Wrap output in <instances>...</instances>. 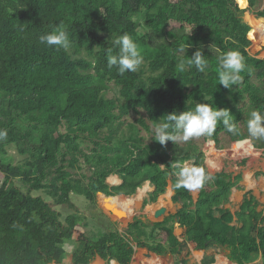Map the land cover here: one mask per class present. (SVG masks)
<instances>
[{
  "label": "trees",
  "instance_id": "obj_1",
  "mask_svg": "<svg viewBox=\"0 0 264 264\" xmlns=\"http://www.w3.org/2000/svg\"><path fill=\"white\" fill-rule=\"evenodd\" d=\"M258 1L0 0V129L7 130L0 140V264H63L65 242L74 243L71 264H90L95 257L130 264L135 248L164 256L179 255L186 245L202 250L212 244L228 248L229 260L237 264L249 263L252 254H260L264 264L260 204L246 192L238 211L225 207L231 190H242V177L224 171L210 175L193 203L188 189L175 187L176 173L188 161L204 168L203 152L191 142L161 146L152 138L146 144L140 135L173 111L207 103L228 109L238 134L218 122L206 139L218 144L224 133L238 148V141L249 138L248 114L264 112V59L248 49L251 40H260L264 22L250 29L241 17L245 7L264 19ZM60 23L67 26L72 47L39 44L38 36ZM124 33L141 49L148 75L138 69L121 76L107 66L112 39ZM187 43L188 57L201 48L209 59L205 73L194 67L178 70L179 59L186 57L176 53ZM229 50L240 52L246 69L239 85L224 89L218 84L216 58ZM112 86L118 94L107 97ZM240 102L245 107H238ZM130 113L137 115L133 122L125 119ZM84 143L91 146L88 151ZM252 145L264 150V139ZM11 147L22 163L12 164ZM235 152L240 155L243 149ZM80 159L90 175L73 178L68 169ZM110 176L120 184L109 186ZM145 182L154 190L142 210L166 191L174 192L171 201L181 207L160 222L143 221V213L134 216L126 229L97 239L86 237L80 216L61 221L49 203L32 195L43 191L56 206L74 208L71 195L94 204L98 194L130 197ZM176 222L185 229L184 242L174 235Z\"/></svg>",
  "mask_w": 264,
  "mask_h": 264
},
{
  "label": "clouds",
  "instance_id": "obj_2",
  "mask_svg": "<svg viewBox=\"0 0 264 264\" xmlns=\"http://www.w3.org/2000/svg\"><path fill=\"white\" fill-rule=\"evenodd\" d=\"M141 23L145 24L144 21ZM38 42L46 47L54 46L57 50H69L72 47L67 26L63 23L40 34ZM189 47L191 45L187 43L177 50L176 54L179 57H186V59H179L178 70L182 72L186 67H194L197 72L205 73L209 67V59L203 54L201 48H197L191 57H188L186 50ZM216 60L218 84L224 89L239 85L243 79L241 73L246 69L244 57L240 52L236 50L220 52ZM106 61L109 68L115 67L117 73L123 76L126 72H136L144 63V57L136 41L129 34L124 33L112 39V48L108 49ZM218 122H222L227 132L238 134L237 123L234 122V117L228 109H217L207 103H196L191 110H184L179 113L173 111L165 115L162 122L153 124L150 138H154L161 146L167 142L173 144L188 142L200 136H211L216 130ZM246 127L249 138L238 141V145L250 144L254 139H264V112L250 111L246 120ZM6 137L7 130L0 129V140ZM176 175L178 180L175 187H183L188 190H197L202 187L206 180L212 179L205 174L204 168L196 166L185 165L179 169Z\"/></svg>",
  "mask_w": 264,
  "mask_h": 264
},
{
  "label": "rangeland",
  "instance_id": "obj_3",
  "mask_svg": "<svg viewBox=\"0 0 264 264\" xmlns=\"http://www.w3.org/2000/svg\"><path fill=\"white\" fill-rule=\"evenodd\" d=\"M263 6H264V0H259L256 4V8L259 10H262ZM241 18H242L243 22L246 24H248L247 21L250 19L252 28H254V29L258 26V24L260 23L261 20H263L262 22H264V19H258L255 16H252L249 12L243 14V16ZM250 29H251V27H250ZM138 31L141 33L145 32L141 28ZM258 36H259L260 40H257V41L251 40L249 38L251 40V46L249 47L248 51H249L250 55H254L259 59H264V31H262V32L260 31L258 33ZM139 69L143 70V72L146 75H148L147 71H146L145 62L141 65V67ZM117 94H118V90L112 86L111 89L107 93V97H116ZM245 105H246V102H240L238 104V107H245ZM136 117H137V115L130 113L127 117H125V119L127 122H133L134 119H136ZM61 131H63V129H61ZM150 133H151V131H150ZM150 133H146V131H143V130H141V132H140V135L143 137L144 142L146 144L151 142ZM189 142L193 143V145L195 147H197L200 151H202V150L205 151L208 154L207 156H209L210 158L213 157L214 162H215L214 156H218L220 154H227L228 153L229 155L227 156V159H229L230 161H228L227 159L222 160L223 164L226 167L229 165V167H227V169L233 170L234 162H236L237 166L241 167V169L245 168V165L240 166V164H239V162H240L239 158L241 155H236L235 151L238 150V148L235 146L236 142H232L229 139V137L224 133H221L219 135L218 144H215L210 139H206L204 136L193 138V139L189 140L188 142H179L178 144L183 146ZM90 147L91 146L88 143L83 144V148L86 151H88ZM239 148L247 149V151L253 152L254 147H253L252 141H251L250 144L246 143V144L239 145ZM259 150H262V152L264 153L263 149H259ZM7 152H8L9 157L12 160L13 165L22 163V157L16 153L14 148H12V147L8 148ZM263 156L264 155H262V157ZM206 158H208V157L204 158L205 163H207ZM221 158H223V157H221ZM231 161H233V162H231ZM210 164H211V162H209V166H210ZM183 165L184 166L187 165L190 167L193 166L192 161L185 162ZM219 167L220 166H216V168H214V169L208 167L207 169L211 173H214V172L219 170ZM88 168L89 167L82 164V160L80 159V162L77 165V167L75 166V168H69L68 171H70V173H72L73 178H78L79 177L78 175H82V174L89 176L90 171ZM238 170H239V168H237L234 171L237 172ZM262 176L264 177V173L262 174ZM0 178H2L1 175H0ZM115 178H116L115 176L108 177L106 180L107 184L109 186H112L111 185L112 179H115ZM16 184L18 186H20L22 188V190L24 191V187L22 186L20 181H16ZM146 185L147 184L144 183L143 186L141 188H139L136 191V193L130 197L116 196L115 198L107 199L104 196H101L100 194H98L94 204L87 202L85 200V198L82 196L71 195L70 199H71L72 204L74 205V208H70L67 206H56L52 202V200L47 197L46 193L43 191L34 192V193H32V195L33 196H40L47 203H49L50 206L54 210H56L57 212L60 213L61 221H63L64 218L70 214H77L78 216H80L82 218L83 224H85L84 230H85L86 237L91 238V239H94V238L97 239L98 237H100L102 234H104L106 232L115 231V230L121 231L123 229H126L127 224L132 221V218L134 216H140L142 213L145 215V220H143L145 222L149 221L151 223H154V222L162 221L161 220L163 218L162 216L159 217L158 219H155L154 217H152L150 207L147 206V207H145V209L142 210L143 200L148 199V195H149V192H148V189L146 188L147 187ZM145 188H146V190H145ZM141 190L144 191V193H143L141 198H138V195H139ZM109 200L110 201L112 200L113 202L110 203ZM105 204L106 205L109 204L111 206V208L113 207V208H116L120 211H123L124 214H126V215L124 217H117L116 215H111L109 213V211L107 209H105V207H104ZM165 217H167V216L164 215V218ZM62 247L64 250V255H63V260H62L63 264H71V255H72V252L74 249V243L73 242H65ZM109 264H111V263H109ZM257 264H260V263H257Z\"/></svg>",
  "mask_w": 264,
  "mask_h": 264
},
{
  "label": "crops",
  "instance_id": "obj_4",
  "mask_svg": "<svg viewBox=\"0 0 264 264\" xmlns=\"http://www.w3.org/2000/svg\"><path fill=\"white\" fill-rule=\"evenodd\" d=\"M238 150H242V149L238 147ZM202 152L204 154V158L208 157L206 158L207 163H205L204 161L203 164L205 174L210 176L215 174L216 172L224 171L228 174H231L232 176L240 175L242 177L241 181L239 182V186L241 187L242 190H237L233 188L231 190L229 202L228 204L225 205V207L228 208L231 213H235L236 211L239 210V206L243 200V195L246 192H251V194L255 197L256 201L260 204L257 207V211H260L262 209L264 210V177L262 176V174L264 173V156L262 157V155H264V153L262 152V150L253 148V152H250L247 151V149H243V153L240 154L241 156L239 158L240 160L239 164L240 166L245 165V168L241 169V167H238L237 163L234 162L233 170L227 169L229 165L226 167L222 161L223 159H227V156L229 155L228 153L214 156L215 157L214 158L215 162H214L213 157L210 158L209 156H207L208 154L203 150ZM227 160L230 161L229 159ZM209 162H211L210 166H209ZM207 166L213 169L216 168V166H220V167L218 171L211 173L210 171H208ZM237 168H239V170L237 172L234 171ZM145 183L147 184L146 188L148 189V192L150 194L151 192H153L154 189L153 187L150 186L148 182ZM119 184H120V180L117 177L115 179H112V183H111L112 186ZM189 191L191 193L192 201L194 203L198 197L199 189L189 190ZM143 193L144 191L141 190L138 195V198H141ZM173 195L174 192L166 191V193L163 196L158 198L156 203H151L148 205V207H150L152 217H154V212L162 207L166 208L165 213L162 215L163 218L164 215L169 216L176 213V211L181 206L180 204H174L171 201ZM163 218L161 220H163ZM142 220H145V218H143ZM173 232L174 235L179 240V242H184L185 229L179 227L177 225V222L174 224ZM134 250L135 251H134L133 259L130 264H237L229 260L228 248L219 245L216 246L215 244H212L210 248L202 249V250L193 249L189 245H186L179 255H170L169 253L164 256H158L154 253L148 252L146 249L143 248H135ZM210 260L212 261L210 262ZM105 263L106 262L101 260L99 257H95L94 260L90 262V264H105ZM110 263L117 264L114 261H111ZM257 263L261 264L260 254H252L251 260L247 264H257Z\"/></svg>",
  "mask_w": 264,
  "mask_h": 264
},
{
  "label": "water",
  "instance_id": "obj_5",
  "mask_svg": "<svg viewBox=\"0 0 264 264\" xmlns=\"http://www.w3.org/2000/svg\"><path fill=\"white\" fill-rule=\"evenodd\" d=\"M242 12H243V14L248 13L247 12V9L245 7L242 9ZM104 197L107 198V199H109V198H115V197H106V196H104ZM165 211H166V208L165 207H162V208L158 209L157 211L154 212V218L155 219H158L160 216H162L165 213ZM109 213L111 215H114V212L113 211H109ZM176 221H178V218H176Z\"/></svg>",
  "mask_w": 264,
  "mask_h": 264
},
{
  "label": "bare ground",
  "instance_id": "obj_6",
  "mask_svg": "<svg viewBox=\"0 0 264 264\" xmlns=\"http://www.w3.org/2000/svg\"><path fill=\"white\" fill-rule=\"evenodd\" d=\"M248 25L252 28V25H251V20L249 19L248 21ZM108 201V200H107ZM110 201V200H109ZM116 201V200H115ZM113 201L111 200L110 201V203H112ZM130 203V202H129ZM104 207H105V209H107L108 211H113L114 212V215H116L117 217H124L125 216V214H124V212L123 211H120V210H118V209H116V208H111V206L109 205V204H105L104 205ZM128 211V210H127ZM129 216V215H128Z\"/></svg>",
  "mask_w": 264,
  "mask_h": 264
}]
</instances>
